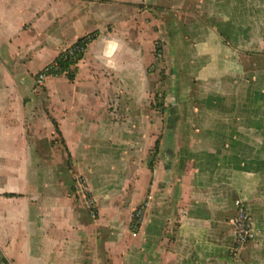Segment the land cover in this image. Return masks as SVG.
I'll use <instances>...</instances> for the list:
<instances>
[{
	"label": "crops",
	"instance_id": "1",
	"mask_svg": "<svg viewBox=\"0 0 264 264\" xmlns=\"http://www.w3.org/2000/svg\"><path fill=\"white\" fill-rule=\"evenodd\" d=\"M142 3L146 4L142 9V51L135 47L132 51L125 31H119L121 26L128 27L119 24L124 18L119 9L126 6L124 2L118 6L117 0H0V251L10 264H264V124H260L258 114L246 113L241 104L246 102L236 99L240 104L234 111L235 120H230L235 126L230 131H214L215 117L227 110L216 109L225 98L211 96L209 90L222 85L223 93L237 91L236 97L250 91L251 103L264 107L260 104L264 103V0ZM91 13L96 20L103 19L102 26L96 28L100 34L78 63L74 83L67 80L71 83L67 85L69 93L60 86L48 87L41 108H37L30 63L48 48L49 64L65 47L92 32H83ZM112 22L114 30L105 32ZM156 41L163 46V64L166 59L196 62L190 71L203 89L205 126L204 131L188 133L185 146L177 142L176 149L165 151L170 157L162 169L158 163L153 172L149 163L145 167L144 185L148 180V188L153 182L156 188L166 186L169 195L160 197L159 192L152 195L147 190L139 250L142 256L134 259V250L124 241L120 249L129 254L117 257L108 243L87 240L97 237L98 231L92 233V226H85L92 224L91 216L82 220L78 200L66 193L72 178L66 184L65 180L52 182L50 178L55 163L52 147L61 146L53 143L59 136L53 120L58 122L72 154L75 150L70 141H76L75 149H79L87 134L100 140L116 138L123 148L134 145L136 133L130 130L133 117L127 114L134 108L130 93L137 86L125 87L122 72L141 70L130 60L134 57L142 58V74L156 76L149 69L159 60ZM101 68L121 77L117 83L103 84L102 95L101 85L92 79L95 72L104 70ZM138 84L142 91L141 81ZM85 86L94 96L106 98L94 118L76 110L82 104L78 96ZM155 89L150 90L148 103ZM190 96H197L195 88H191ZM260 111L259 117L264 109ZM115 115L125 116V127L115 125ZM132 122L142 123V117ZM64 123H68L66 127ZM153 130L155 126H149L152 139ZM138 143H142V136ZM81 150L88 160L85 166L105 159L99 158L103 154L99 150L97 157ZM238 201L250 217L253 235L241 245L237 244L234 226ZM152 203L157 227L147 229Z\"/></svg>",
	"mask_w": 264,
	"mask_h": 264
},
{
	"label": "rangeland",
	"instance_id": "2",
	"mask_svg": "<svg viewBox=\"0 0 264 264\" xmlns=\"http://www.w3.org/2000/svg\"><path fill=\"white\" fill-rule=\"evenodd\" d=\"M123 2L126 6L119 9L122 10L121 15H124V18L119 24L127 25L128 27H124L125 29H123L121 26L119 31H125L123 34L126 35L128 41L127 45L131 46L130 49L132 51H135L136 49L142 51V9H146V4L142 3V0H134V2L117 0V3H120L117 5L121 6ZM151 7L152 5L149 4L148 8ZM115 13L118 12L115 11ZM102 21L103 19L96 20L95 14H92L90 21L87 22V24L84 23L83 32L96 30V28L102 26ZM114 27L115 24L112 22L108 25V27H105L106 29L104 28L105 32H112ZM33 36L34 33L30 34V37ZM35 37H37V35H35ZM159 45L163 47L162 44H158V46ZM161 53H163V50ZM123 57L124 54L120 56L119 60L122 61ZM158 59V61L155 60V62H153L154 65L149 67L150 72H156V76H150L152 78H150L148 74H142V58L134 59V57H130L132 62H137V65L141 66V70H135L131 68L122 72L123 76H125L122 78L125 87L128 85L132 86V88L137 86V90H131L130 93V104H132L131 106H134V108H130L131 114H127L130 115L129 117H133L134 120H137L138 117H142V123H133L132 121L134 120L132 118L130 124V130L135 131L137 137L134 145L123 148L119 145V142H117L116 138H102L100 140L95 138V136L87 134L86 138L82 139L84 140V143H82L81 148L88 153L92 152V157H97L96 152L99 150V153L104 154H102L99 158L105 157V159H99V162L93 166H85L88 164V160L83 156L81 148L75 149L76 141H70L73 151L75 150L74 154H72L66 143L63 144V141L66 142V140H64L62 136L57 137V142L53 141V143H57L61 146L59 148L52 147V162L53 160L55 162L52 167L53 171L50 172V178L52 179V182L65 180L66 184L67 182L69 183L72 178L71 182L73 184L70 187L67 185L66 193L69 197H75V199L78 200L77 203L80 205V207H82V220L88 221L90 220L91 216L92 224L90 222L85 224V226H92L91 230L89 228L92 233L98 231L97 237H95V235L92 237H86L87 240L89 242L91 241L92 243H108L111 247H114V254L117 257L120 254L123 256L129 254L127 252H122V249H120L122 246L119 245H121V243L124 241L130 245V249L134 250V252H131L134 259L137 258L138 255L142 256V252L139 250H142V226L144 222V212L146 209V203H144V200L147 190L149 189V194L152 195L159 192L160 197L169 195V191L166 192V186H163L162 189L161 187L156 188L153 182L148 188V180L146 186L144 185V177L146 173L145 167L147 168L148 163L153 161L154 166L158 163L157 167L162 169L161 166L165 165L166 161L169 160L170 155H166V153H170L169 148L176 149L177 142L182 146H185V144H187L186 135L188 133L204 131L205 125L203 110L207 108V105L204 103L205 101L202 98V86H197L196 75L192 74V70L190 71L192 66L195 68L196 62L194 60L187 59H166L163 61V64L162 55ZM49 60L50 52L47 48L46 50L44 49L42 53L36 55L35 59L30 63L31 68L34 70L31 75L36 88V102L38 101L39 103V107L37 108H41L42 99L43 96L46 95L45 93L47 92L48 87L52 88L51 86H60V88H63L64 91L69 93L67 91L69 86L67 85L74 83V81L69 83L65 74L51 75V77L48 78L45 74H43V83L40 84L38 81L40 75L42 74L39 73L42 69H39L44 64H47ZM77 69L78 70L76 74L79 72V67H77ZM103 71L105 73H103ZM158 72L159 74L157 75ZM162 72L165 73L164 86L166 85L168 78V83L165 87V97H162V92L158 91L160 96L157 99L152 100L153 102L148 103L149 95L152 92L150 90L160 86V75ZM166 72H168L169 77L167 76L168 74ZM154 76L156 77L157 81L153 78ZM32 79L29 77L28 81L31 82ZM92 79L95 84L98 83L101 85L99 86V92L102 95V93L105 94L102 89L103 84L108 85L112 82L117 83L121 77L113 76L104 69L102 71L98 70V73L95 72L94 78ZM139 81H141L142 91L139 90ZM222 87V85L219 88L214 85V87L209 89L212 90L211 96L215 95L217 97L222 96L223 99L225 98V100H222L221 103H217L218 107L216 109L221 110V112L223 109L225 111L227 110L226 113L222 114V116L215 117L214 120H216V125L212 127L214 131H230V129L235 126L234 122L230 120L234 119V111L237 110L236 106L240 104L235 103L236 99H238L239 102H246L241 103L243 108L247 110L246 113L248 115L258 114L257 117L259 118V121H261L260 124H264V114L259 117V112H261L260 109H264V107H259V103H251L252 94L250 91H247L244 95H240V97H236L235 95L237 91H235L234 94H226L223 93ZM86 88L89 87H82V92L78 96V100L80 101L78 103L82 104H78V109L76 110L83 112L86 116L94 118L97 115L96 113L100 111L99 106L104 107L106 98L104 100L100 99V96H94L93 94L89 93L88 89ZM191 88H195L197 92V96L195 98L190 96ZM23 90L26 91L27 88H23ZM120 93L122 94V92ZM255 98L257 99V95ZM71 99L73 98L71 97ZM51 100L55 101L53 97ZM194 102H198L197 108L194 107ZM137 103H139L138 108L136 107ZM112 107L113 106L111 105L110 111H112ZM171 109L178 112L179 119L174 131L169 134L167 121L171 115ZM39 110L40 112L42 111V109ZM66 111L69 110L66 109ZM47 114L52 117V114L49 111ZM196 115L198 116L197 119H195ZM115 117V125H119L120 127L126 126V124L122 123V118L125 116L115 115ZM84 118L85 116L83 118L81 117V119ZM85 121L87 122V120ZM67 124L68 123H64L65 127ZM149 126H155L156 130H153L152 133L153 136L156 137H154V139H152V135H149ZM139 136H142V143H138ZM159 137V151L157 152V155L154 156V145ZM76 146H78V144H76ZM102 150H105V152H102ZM69 153L71 154L70 158ZM65 156H67L66 162H64ZM31 178L32 175H30V181H32ZM142 185L144 186L142 187ZM153 203L151 204L150 216L145 224L147 229H154L157 227L155 225L156 220L153 216L155 210ZM92 207L95 208L96 212H92L90 210ZM136 209H139L138 215H140L141 219L138 223L132 224V216ZM84 242H86L85 239ZM85 244L88 243L86 242ZM5 264L10 263L7 262Z\"/></svg>",
	"mask_w": 264,
	"mask_h": 264
},
{
	"label": "trees",
	"instance_id": "3",
	"mask_svg": "<svg viewBox=\"0 0 264 264\" xmlns=\"http://www.w3.org/2000/svg\"><path fill=\"white\" fill-rule=\"evenodd\" d=\"M100 32L98 30H94L79 39H77L73 44L65 47L61 52L49 63L47 64L39 74H45L46 76L51 75H63L65 74L70 82H73L76 77L77 67L78 63L84 58L85 53L88 49V46L98 38ZM158 44H161L160 41H156L155 43V56L159 58L162 55V49L161 45L158 46ZM161 60V59H160ZM160 86L156 87L152 100L157 99L160 95L158 91H161V96L165 97V73H161L160 75ZM153 102V101H152ZM163 107V106H162ZM179 114L177 111L171 109V115L168 118L167 121V127L169 129V134H171L175 126L178 122ZM55 131L59 136H62V131L59 127V124L57 121H54ZM160 143V137L156 140L154 145V152L153 155H157V152L159 151V144ZM63 144H65V141H63ZM71 157V154L69 153V158ZM149 168L153 172L154 171V163L153 161L149 162ZM92 212H96L95 208H90ZM138 210L136 209L132 216V224L138 223L141 219L140 215H138ZM96 214V213H95ZM8 261L6 258L2 255L0 251V263H7Z\"/></svg>",
	"mask_w": 264,
	"mask_h": 264
},
{
	"label": "built area",
	"instance_id": "4",
	"mask_svg": "<svg viewBox=\"0 0 264 264\" xmlns=\"http://www.w3.org/2000/svg\"><path fill=\"white\" fill-rule=\"evenodd\" d=\"M44 75H40L39 83L43 82ZM236 241L238 245L246 243L252 235V226L248 213L241 202L238 201L237 213L234 218Z\"/></svg>",
	"mask_w": 264,
	"mask_h": 264
}]
</instances>
